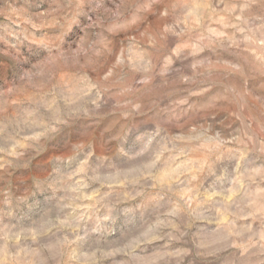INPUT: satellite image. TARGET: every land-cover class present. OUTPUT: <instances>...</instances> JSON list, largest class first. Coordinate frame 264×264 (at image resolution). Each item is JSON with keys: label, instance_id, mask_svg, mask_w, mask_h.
<instances>
[{"label": "rangeland", "instance_id": "374dc122", "mask_svg": "<svg viewBox=\"0 0 264 264\" xmlns=\"http://www.w3.org/2000/svg\"><path fill=\"white\" fill-rule=\"evenodd\" d=\"M0 264H264V0H0Z\"/></svg>", "mask_w": 264, "mask_h": 264}]
</instances>
